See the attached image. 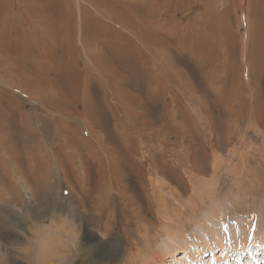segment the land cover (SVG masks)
Returning <instances> with one entry per match:
<instances>
[{"label": "rangeland", "instance_id": "rangeland-1", "mask_svg": "<svg viewBox=\"0 0 264 264\" xmlns=\"http://www.w3.org/2000/svg\"><path fill=\"white\" fill-rule=\"evenodd\" d=\"M78 1L0 0V264H264V0Z\"/></svg>", "mask_w": 264, "mask_h": 264}, {"label": "bare ground", "instance_id": "bare-ground-1", "mask_svg": "<svg viewBox=\"0 0 264 264\" xmlns=\"http://www.w3.org/2000/svg\"><path fill=\"white\" fill-rule=\"evenodd\" d=\"M69 1V0H68ZM75 1V0H74ZM91 1V0H90ZM119 3V2H118ZM71 4V3H70ZM76 4V3H75ZM81 4L82 5H86V4H88L87 2H86V0H79L78 1V3H77V10H78V12H79V19H80V21H82V18H81V14H82V6H81ZM91 5V4H90ZM76 6V5H75ZM92 6H93V4H92ZM99 7V6H98ZM136 7V6H135ZM70 8V7H69ZM94 8V7H93ZM94 10H95V13L96 14H98L100 17H101V19H103V20H108V22H109V17L111 16L110 15V13L105 9V8H101V9H95L94 8ZM131 11V10H130ZM93 17V16H92ZM114 17V16H113ZM124 18V17H123ZM69 20L70 19H66V22H69ZM92 20V19H91ZM129 20V19H128ZM112 21H114V20H112ZM120 21V20H119ZM78 22H79V20H78ZM116 22V21H115ZM112 24H114L115 25V23L114 22H111ZM124 23H125V20H124ZM124 23H122V24H124ZM117 24V23H116ZM79 25V24H78ZM111 25V24H110ZM110 25L108 26V28H110ZM117 25H120V27L122 28H127L128 26H125V25H121V22H119V24H117ZM131 25H133L134 26V24H131ZM80 26V25H79ZM82 26V25H81ZM82 28V27H81ZM130 28H134V27H130ZM107 30V29H106ZM107 31H109V30H107ZM106 31V32H107ZM139 31V30H138ZM132 32V31H131ZM135 33V32H134ZM66 35V34H65ZM65 35H63V36H65ZM69 35V34H68ZM81 36H82V34H80ZM138 35V34H137ZM80 36V37H81ZM81 40H82V38H81ZM135 40V39H134ZM142 40V39H141ZM126 42H128V41H126ZM146 42V41H145ZM81 43H82V41H81ZM128 44V43H127ZM83 45V44H82ZM98 45V44H97ZM115 46V48L118 50L119 49V47H121L118 43H115L114 44ZM123 45V44H122ZM125 45H126V43H125ZM130 45V44H129ZM140 45V44H139ZM145 45H146V43H145ZM144 46V45H143ZM135 47V46H134ZM141 48V47H140ZM122 49V48H121ZM135 49H137V48H135ZM98 51H101V50H98ZM98 55V54H97ZM99 55H101V54H99ZM150 55V54H149ZM110 165V164H109ZM100 191V190H99ZM102 192V191H101ZM99 194V193H98ZM221 212V211H220ZM211 218V217H210ZM215 218V217H214ZM222 220V219H221ZM178 223V222H177ZM177 223H175V224H177ZM178 226H179V224H178ZM226 228H227V231L229 232V233H231V232H233L234 230H235V227H234V224H233V222L231 221V220H229V221H227L226 222ZM228 233H225V235H227ZM262 234H264V232L262 233ZM264 236V235H263ZM11 239V238H10ZM12 240V239H11ZM229 243V242H228ZM253 243H254V240H249V241H247V248H249V247H251V245H253ZM220 246H222L223 247V245H221L220 244ZM255 246V245H254ZM181 249H183V247H180ZM224 248V247H223ZM254 248V247H253ZM255 251L257 250V254L259 253V254H262V255H264V241H262V242H260L259 244H256V246H255ZM104 250V249H103ZM259 250V251H258ZM255 253V254H256ZM172 256H174V254L175 253H173V251L170 253ZM108 255V254H107ZM177 256H181V255H177ZM260 261H262V260H260Z\"/></svg>", "mask_w": 264, "mask_h": 264}]
</instances>
